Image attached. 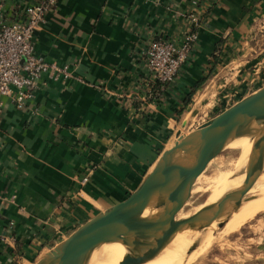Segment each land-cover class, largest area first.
Wrapping results in <instances>:
<instances>
[{"label":"crops","instance_id":"crops-1","mask_svg":"<svg viewBox=\"0 0 264 264\" xmlns=\"http://www.w3.org/2000/svg\"><path fill=\"white\" fill-rule=\"evenodd\" d=\"M40 1L6 0L5 8ZM192 1L59 0L45 16L33 36L35 55L68 66L71 77L40 80L24 110L4 100L0 235L13 224L16 251L0 245V264H35L126 199L174 143L190 109L193 118L220 112L224 96L239 100L264 85V36H254L264 0H197L202 19L193 56L173 85L153 90L139 52L154 37L179 41ZM142 82L156 99L140 113L143 103L126 106L123 98L141 96ZM88 167L95 170L81 187Z\"/></svg>","mask_w":264,"mask_h":264},{"label":"water","instance_id":"water-1","mask_svg":"<svg viewBox=\"0 0 264 264\" xmlns=\"http://www.w3.org/2000/svg\"><path fill=\"white\" fill-rule=\"evenodd\" d=\"M240 139L251 141V169L239 188L212 207L211 216L194 214L178 219L197 179L208 165ZM264 169V85L197 126L188 135L175 134V142L164 150L135 191L120 203L99 213L75 229L67 238L42 254L35 264H90L104 245H123L129 227L137 225L144 244L135 263L148 264L163 250L170 233L183 224L206 230L225 214L240 208L246 194ZM247 199V200H254ZM245 200V201H247Z\"/></svg>","mask_w":264,"mask_h":264},{"label":"built area","instance_id":"built-area-1","mask_svg":"<svg viewBox=\"0 0 264 264\" xmlns=\"http://www.w3.org/2000/svg\"><path fill=\"white\" fill-rule=\"evenodd\" d=\"M58 2L59 0H41L33 6L6 10V0H0V116L5 99H9L17 110L26 109L27 103L43 78L48 81H67L71 77L68 66L60 67L35 55L33 36L39 30L45 16L56 8ZM192 5L196 8L183 15L186 28L179 41L154 37L139 52L138 59L141 60L152 82L159 84L161 91L174 84L192 58L197 45L202 15L197 9V0L192 1ZM261 35L264 36V23L258 26L254 36L260 39ZM224 78L226 80V77ZM148 84L138 83L137 87L141 86L142 89L136 91L142 92L141 96L134 97L135 94H132V97L126 96L123 98L124 104L130 106L135 102L143 103L138 110L136 109L140 113L143 112V107L156 99ZM211 92V88L208 87L200 94L209 95ZM236 101L224 96L218 102L222 104L221 109L224 110ZM94 170V167L87 168L86 175L80 180L81 187L86 185ZM8 229L10 232L7 235H0V245L14 253L16 240L12 234L13 224L10 223Z\"/></svg>","mask_w":264,"mask_h":264},{"label":"rangeland","instance_id":"rangeland-1","mask_svg":"<svg viewBox=\"0 0 264 264\" xmlns=\"http://www.w3.org/2000/svg\"><path fill=\"white\" fill-rule=\"evenodd\" d=\"M201 112L202 113L200 115H198L196 118H193L195 113L190 109L187 112L188 117L187 119H185L186 126L179 127L178 132H180L182 135H188L192 130H194V128L197 126V123H201L202 121L211 118L213 115L220 113L211 111L208 112V110H204ZM193 120L194 122H192ZM172 138V142H175V136ZM171 146H173V144H170L167 149H169ZM236 155L237 154L233 150H226L223 154H221L208 165L204 173L197 179L196 183L194 184L191 191V196L186 205L179 212L177 216L178 219L184 215L192 216L195 213L201 214L203 213L202 211L205 212L206 210H208V207H212L210 204V206L206 205L209 198L210 187L208 184V180L215 173L220 174L229 170L231 164L236 159ZM236 175L237 173L233 171L232 178L234 180L236 178ZM238 181L239 179L237 180V182ZM263 182L264 169L262 175L253 185L251 190L246 194L241 204H247L250 205L249 207H252L251 205L255 204V201L258 200V198H256V195L258 193L262 196L264 195V186L262 185L264 184ZM235 185L237 187L238 183H236ZM252 198L255 199L247 200ZM199 208L200 212H196V210ZM231 220L232 218L228 222H225V224H220L219 226L218 223L215 222L211 224V229H204L205 231L201 230L202 232L204 231L207 233L204 234L203 237H199L202 239L199 241L200 244L198 243L195 247H191L193 246V241L188 243L192 239L189 238L188 235H186L187 241L181 243V245L179 246L181 249L186 246V249L182 250V255L179 256L175 264H264V211L255 213L252 217H247V220L240 227L235 229L236 231L233 230L228 234L223 233L224 227L228 223H230ZM179 227L181 226H177L175 230L180 231L181 229ZM187 230L188 228L184 230L178 238H180L185 232H187ZM189 248H191L193 252L191 251V255H188L190 257L189 259L188 257L185 258V262L183 256L185 252L189 250ZM161 255H159V257ZM172 262H174V260Z\"/></svg>","mask_w":264,"mask_h":264},{"label":"bare ground","instance_id":"bare-ground-1","mask_svg":"<svg viewBox=\"0 0 264 264\" xmlns=\"http://www.w3.org/2000/svg\"><path fill=\"white\" fill-rule=\"evenodd\" d=\"M251 144H252L251 141H249L248 139H240L238 141L233 142L229 146V149L233 150L237 154L236 159L231 164L229 170L220 174L215 173L208 180V184L210 187H209V198L207 200L208 202L207 203L205 202L206 205L208 206L211 205L213 207V205H215L219 200L223 199L230 192L239 188L241 184L244 182L247 172L251 169L250 164L248 163L249 159L253 155V149L251 147L252 146ZM233 171L237 173V175L235 176L237 179L235 178V180L232 178ZM238 179L239 181L237 182ZM236 183H238L237 187L235 185ZM262 185L264 186V184ZM256 198H258V200L256 199L257 201H255V204L251 205L252 207H249L250 205L247 204L246 205L241 204L240 208L237 209V211L229 218H228L229 214H225V217L222 216L216 221V223H218L219 226L220 224L222 225L225 224V222H228L232 218L231 222L224 227L223 233L228 234L232 232L233 230L240 227L247 220V217H252L255 213L258 212L260 213L264 211V195L262 196L258 193L256 195ZM212 207L211 208L208 207L209 209L206 210L205 212L201 210L203 213L199 215L203 217V219L209 220L210 218L208 217L211 216L210 213L212 211ZM199 210L200 208L197 209L196 212ZM188 217H190V215L181 216L179 219H186ZM180 226L181 227L179 228L181 230L178 231L175 230L176 229L175 228L170 233V237L168 241L165 244H163L162 252L158 255H153L151 258L152 260L148 264H175L179 256L182 255L181 254L182 250L186 249V246L183 249L179 247L181 243L187 241L186 235H188V237L192 239L188 243L193 241L192 242L193 246L191 247H195L202 239L199 237H203L204 234L207 233L204 232L205 230L203 232L198 231L196 230L198 228L194 229L188 224H183ZM187 228H188L187 232H185L180 238H178L179 235H181V233ZM208 228L211 229L212 227H208ZM195 239L197 242L195 241ZM143 246L144 244L139 236V230L137 225H132L131 227H129L127 231L125 242L123 245H104L95 253L90 264H118L119 262H126V261L130 263H135L139 261L142 257ZM191 251L192 249L189 248V250L185 252L183 256L185 262H186L185 259L186 257H188V259L190 258L189 256L191 255L190 254ZM159 255L161 256L159 257ZM173 260L174 262H172Z\"/></svg>","mask_w":264,"mask_h":264},{"label":"trees","instance_id":"trees-1","mask_svg":"<svg viewBox=\"0 0 264 264\" xmlns=\"http://www.w3.org/2000/svg\"><path fill=\"white\" fill-rule=\"evenodd\" d=\"M202 83V82H201ZM200 83V84H201ZM157 86H154V89L153 90H155L156 92H158V90L160 89V86H159V84H156ZM189 103V100L187 99L186 101H185V105H187Z\"/></svg>","mask_w":264,"mask_h":264}]
</instances>
